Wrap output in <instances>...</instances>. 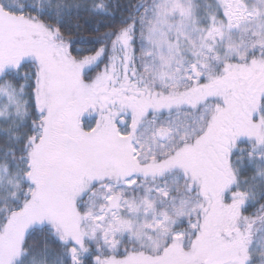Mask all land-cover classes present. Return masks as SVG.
<instances>
[{
    "label": "snow or ice",
    "instance_id": "1",
    "mask_svg": "<svg viewBox=\"0 0 264 264\" xmlns=\"http://www.w3.org/2000/svg\"><path fill=\"white\" fill-rule=\"evenodd\" d=\"M0 264H264V0H0Z\"/></svg>",
    "mask_w": 264,
    "mask_h": 264
}]
</instances>
